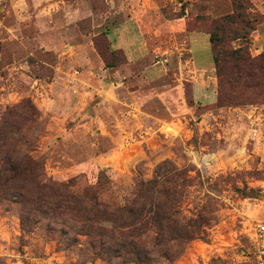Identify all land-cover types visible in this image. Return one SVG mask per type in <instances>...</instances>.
<instances>
[{"label": "rangeland", "instance_id": "rangeland-1", "mask_svg": "<svg viewBox=\"0 0 264 264\" xmlns=\"http://www.w3.org/2000/svg\"><path fill=\"white\" fill-rule=\"evenodd\" d=\"M139 1L0 0V166L7 159L23 176L0 181V264H133L92 249L71 215L50 210L57 187L34 182L80 191L98 186L101 172L116 185L151 180L164 161L189 171L190 185L178 187L181 210L199 221L192 240L160 247L148 264H257L264 8L240 1L247 19L222 28L219 72L211 42L209 62L182 70L175 60L136 66L110 52L107 30ZM158 1L169 19L189 11L188 29L209 41L213 24L234 13L231 0ZM72 44L91 46L104 71L97 63L91 74ZM57 74L65 87L56 101ZM113 185L100 188L104 199Z\"/></svg>", "mask_w": 264, "mask_h": 264}, {"label": "trees", "instance_id": "trees-1", "mask_svg": "<svg viewBox=\"0 0 264 264\" xmlns=\"http://www.w3.org/2000/svg\"><path fill=\"white\" fill-rule=\"evenodd\" d=\"M231 1L234 13L212 23L210 31L212 54L218 72L222 62L219 44L222 43L223 27L227 23L238 24L247 19L245 8L240 5L241 0ZM109 46L112 54H119L111 44ZM106 66L116 67L108 63ZM163 167L169 168V171L161 172ZM22 177L18 165L2 159L0 181L4 178L7 182H13ZM191 180L187 169L178 170L172 162L164 161L157 166L151 180L133 178L128 183L116 185L105 172H101L98 186L80 191H73L66 183L46 186L36 180L34 183L37 187L48 189L51 185L57 187L53 195L55 204L50 210L59 216L71 215L81 226L80 234L87 238L86 243L92 249L111 257L128 256L133 264H148L153 261L152 254L160 252V247L166 252L171 250L168 247L170 242L192 240L193 232L189 228L197 227L199 220L189 223L184 218L180 199L183 192L178 189L190 185ZM109 184H114V189L109 195L110 199H104L100 188Z\"/></svg>", "mask_w": 264, "mask_h": 264}, {"label": "crops", "instance_id": "crops-1", "mask_svg": "<svg viewBox=\"0 0 264 264\" xmlns=\"http://www.w3.org/2000/svg\"><path fill=\"white\" fill-rule=\"evenodd\" d=\"M254 3L259 9L264 8V0H255ZM135 6L137 9L132 8L127 13L120 11L123 15L122 21L107 30L112 48L123 51L129 64H152V67H157L161 64L166 66L175 60L179 69L183 70L191 62L210 61L209 37L205 33L191 32L188 29L189 11L183 16L169 19L162 12L163 6L158 0H140ZM175 11L177 12V8H174ZM69 49L74 51L75 56L78 55L82 63L89 66L88 70L94 76H98V71L92 69L97 63L102 65L101 70L104 71L101 60L91 46L72 44ZM206 65L201 64V68L205 69ZM63 79L62 75L57 74L53 82L56 101L63 96ZM113 85L115 89L119 87Z\"/></svg>", "mask_w": 264, "mask_h": 264}, {"label": "built area", "instance_id": "built-area-1", "mask_svg": "<svg viewBox=\"0 0 264 264\" xmlns=\"http://www.w3.org/2000/svg\"><path fill=\"white\" fill-rule=\"evenodd\" d=\"M252 237L257 246V264H264V219L258 220L254 224Z\"/></svg>", "mask_w": 264, "mask_h": 264}]
</instances>
